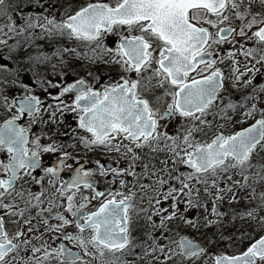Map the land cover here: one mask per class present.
Returning <instances> with one entry per match:
<instances>
[{
  "label": "snow or ice",
  "instance_id": "snow-or-ice-1",
  "mask_svg": "<svg viewBox=\"0 0 264 264\" xmlns=\"http://www.w3.org/2000/svg\"><path fill=\"white\" fill-rule=\"evenodd\" d=\"M18 7L12 0H0V16L6 20L0 25V34L23 36L24 44L44 35L66 36L89 51L63 48L54 56L62 60L68 53L110 63L118 66L120 77L99 89L83 78L66 86L41 79L45 92L48 87L59 90L52 97L57 103L46 108L26 84L21 85L25 94L11 102L7 95L0 97L5 110L0 117V153L6 154V159L0 160V264H89L84 257L98 258L100 264H209V260L211 264H264V216L256 215L264 209V163L253 162L254 155L264 153V108L258 109L253 102L264 99V83H253L257 75L264 77V0H98L59 20L47 15L23 16L17 27L11 13ZM108 35L118 37L114 48L104 43ZM0 44L10 52L22 47L19 41L9 45L7 39H0ZM26 58L29 66L50 60L43 53L27 52ZM7 59H0V73L13 75L11 83L17 84L19 72ZM225 61L227 75L225 68L217 66ZM206 70L208 75L203 74ZM229 81L232 88L251 89L257 95L244 94V104L229 101L221 111L240 107L245 109V119L257 111L260 118L231 135L219 133L210 142L197 141L194 132L203 131L199 125L211 127L207 116L215 101L223 102ZM148 92H152L151 98ZM66 94L74 95L71 104L63 102ZM65 110L77 113L79 128L90 134L77 137L80 144L102 147L127 159L128 168L111 169L114 177L125 173L136 176L134 168L143 161L141 151L145 148L170 154L171 169L168 159L160 161L163 166L159 169L142 163L143 171L156 177L151 184L139 185L151 189L147 207L137 206L135 193L96 190L91 180L95 170L76 168L70 179L61 181L70 154L61 144H42L40 136L33 138L31 125L44 122L43 113L49 123H56L57 114L62 116ZM25 114L30 118L28 126H21L17 121ZM175 116L191 121V127L176 129L175 135L162 131L168 125L161 122ZM55 152L62 153L57 163L45 167L42 153ZM96 163L105 175L103 165ZM180 164L189 171L179 170ZM38 169L43 173L39 177L34 175ZM45 180L51 193L44 187ZM32 183L41 190L32 192L25 187ZM120 183L128 187L125 180ZM81 188L91 193L85 195ZM240 191L248 192V198L257 202L247 215L258 219L262 229L244 249L231 255L210 254L202 243L183 233L184 225L199 230L198 220L186 215L190 209L204 207L207 211V202H211V214L216 215L217 202L226 196L235 201ZM78 195L81 203H76ZM93 200L98 201L94 210L85 211ZM141 214L144 233L133 236V216ZM9 225L14 226L12 233ZM69 227L73 231H68ZM63 241L72 242L79 251ZM21 252L29 254L27 259Z\"/></svg>",
  "mask_w": 264,
  "mask_h": 264
},
{
  "label": "rangeland",
  "instance_id": "rangeland-1",
  "mask_svg": "<svg viewBox=\"0 0 264 264\" xmlns=\"http://www.w3.org/2000/svg\"><path fill=\"white\" fill-rule=\"evenodd\" d=\"M96 0H76V6L80 7L82 5H85L86 3H95ZM105 2H108L106 0ZM70 8H67L65 12L63 13L62 17H66L68 14H72L73 12H70ZM234 24H238V21L233 20ZM0 25H3L2 19L0 17ZM6 31V30H5ZM125 35L128 33L125 32ZM44 39H50L47 35H44ZM53 42L56 45H59V41L62 40V37L59 36H53ZM0 39H7L8 43L10 42L9 37L3 36V34H0ZM34 39V38H33ZM32 39V40H33ZM118 39L117 35H108L104 39V43L107 44L109 47H115L114 41ZM69 43H73L74 45H71ZM5 45L0 44V49L3 48ZM227 47V46H225ZM64 48H76L78 52H85L89 51L87 47L84 46V44L79 42H74V40L68 39V44ZM91 53L89 52V55ZM64 59H67L59 68V66H56L55 68H52L53 75H55V84L64 85L66 86L68 83H72L73 80L77 81L81 78H83L87 84L90 86L98 89L102 84H106L109 82L117 81L119 80L120 73L118 66L110 64V63H104L103 61H97L93 62L87 58H84L82 56L74 55L66 53V57ZM227 64V61H225V64L217 65L221 68H225V65ZM53 67V65H52ZM69 70L72 71V74L74 75L72 78L66 75V73H69ZM89 72L92 73V75H89ZM225 74L227 75V70L225 68ZM110 75H115V77L110 80ZM61 77L64 78V80L70 78L67 83H61ZM94 77H99L98 80L94 79ZM101 82V83H100ZM254 84H261L264 83V77H261L259 75L256 76V78L253 81ZM30 94H35L38 96H42L41 91H39L42 87L40 83H32L28 84L26 83ZM56 88H48V90L51 91L49 96H56L58 95V92H55ZM24 89L23 87L18 86L17 88H0V97L3 95H7L9 97V102L14 97L22 96L24 95ZM223 102L221 100L215 101L214 105L211 108V114L207 116V120L211 122V127H207L205 125H199L200 128L203 129V131L200 132H194L195 138L197 141H209L213 138L215 134L219 131V128L212 127V124H215L216 126H219L220 123L224 124V127L221 128L224 135H231L234 132L240 130L241 128H244L245 126L254 123L256 119H259V111L255 114L254 117L244 118L243 108L236 109L237 112L235 113L232 110H227L226 112H222L221 109L226 105L229 101L235 103L238 105H242L245 103L244 101V94H252L251 89H241L236 90L231 87V82L228 83V90L223 93ZM47 96V95H46ZM43 99V98H42ZM73 100L66 99L64 101L65 104H71ZM257 103V108H264V99H258L257 101H253ZM3 105V99L0 98V117H3L5 114V110L2 107ZM47 106H45L46 108ZM15 110H13L14 112ZM208 117L210 119H208ZM76 118H78V114L75 112L67 111L65 110L63 115L61 116L60 113L57 114V120L56 123H49L48 122V115L47 113H43V121L40 122L39 120L31 125V132L35 133V136L41 137V143L43 144V139L48 138L50 140L49 143H56L63 145V151L68 152L69 154L73 155L74 159H81V144L79 143L77 137L84 135L82 130L78 126V121H76ZM62 121V122H61ZM2 122V120H0ZM181 125L183 130L186 128L191 127V121L188 120H181ZM23 126H28V122L24 124ZM209 131V132H208ZM168 132V131H167ZM205 132L207 135H205ZM34 138V137H33ZM73 144L76 145V147H68V145ZM161 147H163V143H161ZM101 152H107L108 150L103 149L100 150ZM94 153V150H85L86 155H91ZM110 153V152H109ZM54 154L56 158L60 157L62 155L61 152H55V153H42L41 158L45 159L50 157V155ZM262 153L258 155H254V163L260 162V156ZM122 160V164L124 166L123 169L128 168V161L122 154H117ZM141 155L144 158L142 162L138 161L137 165L134 168V171L137 173L136 176H129L130 179L134 182L136 188L133 190V192L139 197L137 206H140L143 204V206L147 207V194L151 192L150 188L141 189L139 187L140 184H151L155 181L156 177L149 176L148 173L143 171L142 163H149L150 165H155L156 169L161 168L163 165H161L160 161L168 159L169 163L167 167L171 169L173 167L170 159V154L167 152H158V153H152L148 148H145L141 151ZM179 170H183L186 168L183 164L178 165ZM261 189L258 187L257 191L259 192ZM250 191V189L248 190ZM85 194V193H84ZM89 194V193H87ZM86 195V194H85ZM47 196V195H46ZM144 196L145 199L142 201L141 197ZM81 197L78 195L76 197V203H81ZM57 203H61V201L58 199ZM47 207V204L44 205ZM211 202H207V211H205L204 207H201L199 209H190L186 215L188 218L193 220H198L199 222V230H195L192 228L187 227L184 225L182 227V231L184 234L189 235L190 238L194 239L196 242L202 243L207 249L210 254H220L224 253L228 255L236 254L239 251L243 249V246L245 244H249L252 237H258L259 234H261V225L258 219H253L252 217H249L247 215V212L250 211L253 208L257 207V202L250 200L248 198V192L246 191H240L239 198L235 201H229L228 197L226 196L223 201L217 202V214L212 215L211 214ZM181 211L184 209V203L182 202L180 204ZM59 211L63 212L64 209L60 208ZM35 215V214H34ZM257 216H264V209H260L258 213H256ZM68 218L72 219L71 215L68 214ZM206 221H211V223H206ZM54 222V221H53ZM158 222V221H157ZM33 224L37 227H41L36 220H33ZM132 235L140 237L143 235L145 230V222L143 219V214H141L139 217L133 216V224H132ZM72 227L68 228V231H70ZM38 235V233H37ZM49 234H45V239H48ZM54 235L59 236L60 233H55ZM18 242V241H15ZM52 243V241H49ZM59 241H56L58 244ZM71 248L73 247L72 242L65 241ZM79 251L78 248H75ZM20 255L27 259V256L29 254H26L24 252H21ZM132 257L129 256L128 259H131ZM85 260L89 261V264H100L99 259L93 260L91 257H84ZM207 259V258H206ZM14 264V262H13ZM209 264H211V260H209Z\"/></svg>",
  "mask_w": 264,
  "mask_h": 264
},
{
  "label": "trees",
  "instance_id": "trees-1",
  "mask_svg": "<svg viewBox=\"0 0 264 264\" xmlns=\"http://www.w3.org/2000/svg\"><path fill=\"white\" fill-rule=\"evenodd\" d=\"M106 0H100V2H105ZM13 4H18L19 7L14 9L11 13L13 16V20L16 22L17 27H19L22 23L23 16H44L47 15L49 18L55 17L57 20L62 18L63 13L67 8H70V12L78 10L79 7L76 6V0H12ZM98 0L95 1V3ZM2 19V23L6 22L3 16H0ZM6 30V29H5ZM36 33L40 34V29H36ZM53 38L50 39H36L34 37L31 40L30 44H24V37H15L11 38L9 45L16 44L19 41L22 47L17 48L10 52L9 48L5 45L0 49V59L8 57L7 64L13 68L18 70L19 72V81L17 84H12L11 81L15 78L11 74L0 73V88H17L18 86L26 83H39L41 79L48 81L50 80L53 84H55V75L52 72V65L60 66L67 60L64 59L66 57V53L63 54L62 60L60 57L54 56L53 54L57 51V49H63L68 44V38L62 37V40L59 41V45H56L53 42ZM77 42V41H74ZM80 43V42H79ZM74 45L73 43H69ZM78 51V50H77ZM31 52L33 55L43 53L50 57V60L40 64L39 66H29L26 58V53ZM69 55V54H68ZM38 73V76H34L33 73ZM67 76L72 78L74 75L72 71L69 70V73H66ZM64 80L61 77V83H67L70 79ZM74 81V80H73ZM27 85V84H26ZM48 88H56V87H48ZM42 96L44 98L49 97L51 91L47 90L45 92L43 88H41ZM55 92H59L58 88L55 89ZM47 95V96H46ZM46 96V97H45ZM264 163V153L260 156V162ZM248 244L243 246V249ZM228 254V253H227Z\"/></svg>",
  "mask_w": 264,
  "mask_h": 264
},
{
  "label": "flooded vegetation",
  "instance_id": "flooded-vegetation-1",
  "mask_svg": "<svg viewBox=\"0 0 264 264\" xmlns=\"http://www.w3.org/2000/svg\"><path fill=\"white\" fill-rule=\"evenodd\" d=\"M218 65H220L218 63ZM222 65V64H221ZM201 67H203L201 65ZM204 75H208V71L206 70L204 73ZM115 77V75H110L109 79L112 80ZM199 78V77H198ZM101 83V82H100ZM99 89V88H98ZM154 92L159 93V89H153ZM146 95L151 98L152 97V92H148L146 93ZM224 95V94H223ZM224 97V96H223ZM63 102L66 99H70V100H74V96H70L69 94H66L63 98ZM170 99V98H169ZM44 102V106H47L49 104H56L57 101H54V99H46L43 100ZM239 105V103H238ZM162 107H163V101H162ZM240 108V107H238ZM237 108V109H238ZM243 111L245 109H242ZM235 113L237 112L234 111ZM30 118L27 117H22L19 121L18 124H20L21 126H23L24 124H26L29 121ZM208 119H210L208 117ZM181 120L182 118H180L179 116H175L173 117V119L171 121H162V124H167L168 127L167 129H162L168 131V133L170 135H175L176 133V129H179L181 131H183L182 125H181ZM76 121H78V118H76ZM255 123V122H254ZM253 123L245 126L244 128L252 125ZM212 127L215 128H219V131L217 132V134L219 133H223V131L221 130L222 127H224V124L220 123L219 126H216L215 124H212ZM243 128H241L240 130H242ZM82 130V129H81ZM84 136H90V134L84 132V130H82ZM209 132V131H208ZM32 137H35V133L31 132ZM50 140L48 138H44L43 139V143H49ZM127 143V142H125ZM76 147V146H75ZM94 150V153L91 155H86L85 154V150ZM104 148L102 147H93V148H86L83 144H81V159H74L73 155L70 154V158H68L65 162V166L62 169V173L60 175V179L61 181L63 180H68L71 178V173H67L66 171L69 170H73L77 165L81 164V167L84 169H91V170H95L94 171V175L91 177V180L93 181L94 184V188L98 191H103L107 194V192L109 190L112 191H120V192H124V193H134L133 190L136 188L134 182L132 181V179L129 178V176L125 173L120 177H114L113 172L111 171V169H123L124 166L122 164V160L119 159L120 157L117 155L119 153H116L114 151H107V152H101L100 150H103ZM110 152V153H109ZM55 155L52 154L50 155V157L42 159V163L45 167L51 166V162L56 161L58 158L54 157ZM6 159V154L4 153H0V160H4ZM97 161L100 162V165H103L104 170H105V175H101L100 174V168L97 165ZM42 171L41 170H37L34 175H36L37 177H39L40 175H42ZM123 179L128 183V187H122L120 180ZM19 186V185H18ZM25 187H30L32 192H39L41 190L40 185L37 184H25ZM44 187L46 189H48V193H51L52 189L48 186L47 184V180H45L44 182ZM81 191L83 193H85L86 195H88L87 193H91V190L89 189H84L81 188ZM47 195V194H46ZM136 196V203L138 202L139 197L135 194ZM98 204L97 200H93L91 204L88 205V208L85 209V211H89V210H94L93 209V205ZM164 207L167 208L168 207V203L165 202ZM35 213H33L34 215ZM8 230L10 233H12L14 231V226L9 225L8 226ZM15 242V241H14Z\"/></svg>",
  "mask_w": 264,
  "mask_h": 264
},
{
  "label": "water",
  "instance_id": "water-1",
  "mask_svg": "<svg viewBox=\"0 0 264 264\" xmlns=\"http://www.w3.org/2000/svg\"><path fill=\"white\" fill-rule=\"evenodd\" d=\"M69 95L74 96L73 94H69ZM24 116L27 117V114H25ZM17 123H18V121H17ZM249 127H250V126H249ZM57 161H58V160H56V161H54V162H51V163H50L51 166L54 165L55 163H57ZM65 162H66V161H65ZM80 167H81V164L77 165V166H76L73 170H71V171L67 170V171H66V174H67V173H71V176H73V175L75 174V169H76V168H80ZM183 171H187V170H183ZM61 173H62V171H61Z\"/></svg>",
  "mask_w": 264,
  "mask_h": 264
}]
</instances>
